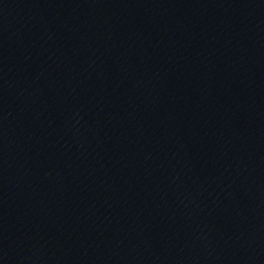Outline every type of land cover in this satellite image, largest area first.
Masks as SVG:
<instances>
[{
    "label": "water",
    "instance_id": "obj_1",
    "mask_svg": "<svg viewBox=\"0 0 264 264\" xmlns=\"http://www.w3.org/2000/svg\"><path fill=\"white\" fill-rule=\"evenodd\" d=\"M37 264H264V0H152Z\"/></svg>",
    "mask_w": 264,
    "mask_h": 264
}]
</instances>
